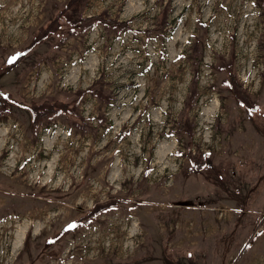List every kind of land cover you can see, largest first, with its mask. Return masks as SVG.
Instances as JSON below:
<instances>
[{"label": "rangeland", "instance_id": "rangeland-1", "mask_svg": "<svg viewBox=\"0 0 264 264\" xmlns=\"http://www.w3.org/2000/svg\"><path fill=\"white\" fill-rule=\"evenodd\" d=\"M72 2L0 0V264H264V0Z\"/></svg>", "mask_w": 264, "mask_h": 264}, {"label": "trees", "instance_id": "trees-1", "mask_svg": "<svg viewBox=\"0 0 264 264\" xmlns=\"http://www.w3.org/2000/svg\"><path fill=\"white\" fill-rule=\"evenodd\" d=\"M87 1L88 0H73V2L71 3V6H69V8H66L65 10L67 11V19L71 21V19L74 17H71V15L68 13L75 12L78 9L84 8L85 5L87 4ZM95 23L96 24L101 23V24H104L105 26H111V27L121 26V24L115 21L106 22L100 16L90 17V18L78 21L81 31H87ZM55 33H56L55 20H53V22H51V25L45 31L44 35L47 34V37H49ZM232 86H233L232 91L237 97V100L242 105L248 107L250 100L248 96L244 94V92L241 90L242 88H240L239 86L237 87L236 85H232ZM30 111H32V114H33V123L36 126H39L41 124H44L46 121H49V119H52V117L55 116L58 112L70 111V108L67 104L60 102V101H46L40 104L38 103L30 104ZM109 207H110L109 204L100 205L99 207H97V210L93 211V213H98V212L100 213V211L101 212L105 211Z\"/></svg>", "mask_w": 264, "mask_h": 264}, {"label": "bare ground", "instance_id": "bare-ground-1", "mask_svg": "<svg viewBox=\"0 0 264 264\" xmlns=\"http://www.w3.org/2000/svg\"><path fill=\"white\" fill-rule=\"evenodd\" d=\"M19 243V242H18ZM21 244V243H20ZM17 246H18V244H17Z\"/></svg>", "mask_w": 264, "mask_h": 264}]
</instances>
